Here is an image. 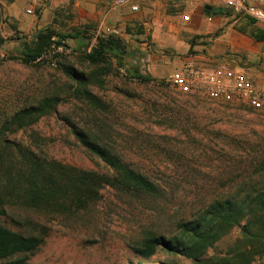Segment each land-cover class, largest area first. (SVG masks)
Wrapping results in <instances>:
<instances>
[{"label": "rangeland", "instance_id": "rangeland-1", "mask_svg": "<svg viewBox=\"0 0 264 264\" xmlns=\"http://www.w3.org/2000/svg\"><path fill=\"white\" fill-rule=\"evenodd\" d=\"M259 1L264 5V0ZM139 2L140 10L132 12L128 7H113L112 0H0V36L5 39L0 42V61L5 59L0 64V125L45 97L60 98L54 113L8 132L7 139L42 159L107 171L75 139L71 126L75 124L94 133L126 163L164 188L154 198L106 187L97 202L74 212L38 209L22 200L0 205V226L43 237L37 250L25 254L31 263L197 264L164 248L144 259L134 246L149 233L179 235V223L199 218L213 201L243 195L264 184L260 171L264 110L238 101L184 94L171 85L169 75L185 58L200 54L198 45L205 40L172 26L174 17L182 13L178 3ZM227 11L225 17L236 20L241 32L249 35L254 28L251 18ZM48 25L83 34L67 39L69 47L56 45L58 57L34 66L22 63L24 43ZM110 33L124 38L133 54L124 65L114 61L96 68L83 60L80 50H91L98 36ZM60 61L90 77L96 71L89 88L99 104L85 99ZM131 64L155 80L129 78L125 72ZM18 167H9L11 177ZM241 239V228L235 227L205 257L230 254Z\"/></svg>", "mask_w": 264, "mask_h": 264}, {"label": "trees", "instance_id": "trees-1", "mask_svg": "<svg viewBox=\"0 0 264 264\" xmlns=\"http://www.w3.org/2000/svg\"><path fill=\"white\" fill-rule=\"evenodd\" d=\"M214 10L218 14L224 12L221 8H213ZM227 13L231 14L232 11L228 10ZM251 21L254 28L249 35L258 41L264 40V30L256 27L254 19L251 18ZM11 26L18 32L15 25ZM82 34L81 30L62 32L49 25L44 26L37 31L34 39L24 43L19 60L34 66L41 60L58 57L60 54L55 51L56 45L69 47L65 41L69 38H81ZM2 41L5 39L0 36V42ZM80 51L83 60L96 68L108 67L114 61L121 67L133 55L128 50L125 39L115 33L98 36L91 50ZM10 59L17 58L11 56ZM3 60L5 59L0 64ZM59 65L79 85L80 93L88 102L94 106L99 104L97 96L89 88L96 71L90 77L61 61ZM125 74L140 82L155 80L132 64ZM59 102L58 96L45 97L36 105L20 109L0 125V205L22 200L26 205L38 209L74 212L97 202L106 187L123 193H136L138 196L158 198L162 195L164 188L161 184L126 163L94 133L75 124H71L75 139L107 171L82 169L47 158L42 159L30 148H24L7 139L8 132H17L54 113ZM10 166H20L16 176L11 177ZM260 171L264 172V154L261 156ZM178 226L179 235L165 237L149 233L134 246V251L144 259L151 258L159 248H164L172 254L192 259L197 264H249L256 256L264 254V184L243 195L217 199L210 203L199 218L181 221ZM235 227L241 228L242 239L233 252L205 257L209 249ZM43 241L41 236L25 235L0 226V262L34 264L25 254L37 250Z\"/></svg>", "mask_w": 264, "mask_h": 264}, {"label": "built area", "instance_id": "built-area-1", "mask_svg": "<svg viewBox=\"0 0 264 264\" xmlns=\"http://www.w3.org/2000/svg\"><path fill=\"white\" fill-rule=\"evenodd\" d=\"M140 0H112L115 8L128 7L132 12L140 10ZM176 3L195 2L202 6L230 10L235 14L246 15L264 30V5L259 0H171ZM28 8L27 12L32 13ZM212 13V12H210ZM190 13H184L183 21H190ZM264 52V41L262 44ZM187 59L182 66L169 75V82L184 94L203 96L210 99L238 101L258 110H264V86L256 82L244 69L233 66L232 59L224 58L215 66L198 60ZM249 264H264V254Z\"/></svg>", "mask_w": 264, "mask_h": 264}, {"label": "crops", "instance_id": "crops-1", "mask_svg": "<svg viewBox=\"0 0 264 264\" xmlns=\"http://www.w3.org/2000/svg\"><path fill=\"white\" fill-rule=\"evenodd\" d=\"M1 6H4L2 3ZM182 8V13L174 17L173 27L177 30L187 29L188 31L200 35L205 43L199 44L200 54L184 59L199 57L209 66H215L217 62L224 58L232 59L233 66L249 72L258 84L264 86V52L262 41L254 39L248 34L241 32L235 21H229L222 12H207L201 3L186 2L178 3ZM121 8V7H119ZM184 13H190V21L182 19ZM18 15H15L17 18ZM205 35V36H203ZM182 61V62H184Z\"/></svg>", "mask_w": 264, "mask_h": 264}, {"label": "water", "instance_id": "water-1", "mask_svg": "<svg viewBox=\"0 0 264 264\" xmlns=\"http://www.w3.org/2000/svg\"><path fill=\"white\" fill-rule=\"evenodd\" d=\"M207 12H211L212 11V6L211 5H206L205 7Z\"/></svg>", "mask_w": 264, "mask_h": 264}]
</instances>
